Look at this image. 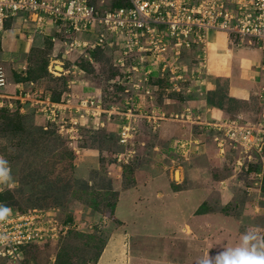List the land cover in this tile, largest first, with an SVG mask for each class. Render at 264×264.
Masks as SVG:
<instances>
[{"label": "rangeland", "instance_id": "1", "mask_svg": "<svg viewBox=\"0 0 264 264\" xmlns=\"http://www.w3.org/2000/svg\"><path fill=\"white\" fill-rule=\"evenodd\" d=\"M91 1L98 14L113 6V0ZM221 1L223 7L227 1L234 3ZM200 2L190 0L189 7ZM10 25L0 44L6 75L0 108L7 109L0 116V157L11 167L14 211L48 209L45 214L56 218V227L68 224L56 238L32 242L18 256L1 254L0 264H54L59 255L69 264H202L206 253L214 258L225 247L236 246L248 229L264 235V142L245 153L225 141L223 129L219 132L210 125L234 119L249 126L258 121L261 110L251 97L233 94L225 75L217 74L211 94L205 89L203 75L209 65L217 69L200 52L207 29L200 31L205 32L202 42L188 35L189 46L178 47L176 62H171L180 78L170 79L167 70L161 76L153 62L161 55L148 52L142 62L151 69L156 66L153 71L158 74L139 80L141 73L125 68L115 45L95 51L87 57L90 62L79 56L86 49L65 48L69 53L61 58L57 42L51 50L45 45L39 51L20 53L19 47L11 53L15 48L9 40L22 44L27 30L31 28V34L34 30L18 19ZM41 43L40 37L34 38L35 45ZM169 43L168 57L173 40ZM136 53L127 57L128 64H135ZM23 58L35 69L36 78L20 88V95L8 96L7 87L13 86L15 77L11 70L22 66ZM44 59L46 72L40 73ZM125 72L129 80L123 78ZM201 87L207 108L195 113L197 106L184 99ZM52 90L60 94V107L50 108L54 117L50 121L40 111L39 100ZM96 105L98 109H93ZM13 113L22 116L17 127ZM42 127L48 133L39 134ZM220 139L222 145L217 143ZM235 157L241 163L234 162ZM197 206L202 211L195 213Z\"/></svg>", "mask_w": 264, "mask_h": 264}, {"label": "built area", "instance_id": "2", "mask_svg": "<svg viewBox=\"0 0 264 264\" xmlns=\"http://www.w3.org/2000/svg\"><path fill=\"white\" fill-rule=\"evenodd\" d=\"M127 1L126 6H117L98 14L91 0H0V44L2 35L7 31L5 22L18 19L26 29L32 27L33 33L47 34L51 30L61 33L62 38L59 39L62 44L61 58L69 53L65 48L71 51L115 45L123 54L118 57L123 58L125 68L131 66V70H135L134 72L138 70L141 73L139 80L149 79L156 66L161 76L167 70L170 79H177L180 75L175 74L176 68L171 61L176 62L174 59L179 54V46H189V40L186 39L188 35L202 42L204 33L202 32L201 35V30L220 28L243 38L248 46L261 48L263 57H261L259 71L264 75V0H232L238 11L236 16L222 6L221 0H202L196 8L189 7L190 0ZM195 14H199L202 18L199 19ZM30 30L31 28L27 30L29 36ZM77 33H86L91 36L79 38L75 35ZM55 39L57 38L53 36L52 40L55 41ZM169 39L173 40V46L171 47L172 55L168 57L166 52L170 48ZM133 51L137 52V60L135 64H128L127 57ZM148 52L152 57L161 55L159 59L156 58V61L153 60L156 66L152 69L142 62L143 56ZM118 60V58L115 59V61ZM123 63L120 62L119 65L122 66ZM21 68L25 69V65ZM60 69L62 70V67ZM124 77L129 80L127 72L123 74ZM5 82V71L0 65V87H3ZM16 88H19L20 95L22 91L18 84ZM125 91L128 90L125 89ZM147 91L148 89L145 90ZM254 94L261 110L256 123L248 126L234 119H223L221 122L215 121L210 124L219 132L223 129L227 137L225 141L236 145L238 150L240 147L243 148L245 153L253 151L264 142V82L261 81ZM39 102L43 104L40 111L50 121L53 120L54 117H50L53 114L50 108L60 107V102L51 101L48 96ZM89 102L93 104V101ZM84 104H87V100ZM98 107L99 105H96L93 109ZM216 135L213 137L216 138ZM217 143L222 145V139ZM237 156L242 157L239 153ZM247 156L250 157V154ZM238 161L235 157L234 162ZM30 210L17 212L13 209L7 220L0 222V232L10 237L7 244H0V255L18 256L21 246L25 243L40 242L42 239L46 241L50 237L56 238L58 234L65 231L64 228H67L66 222L59 223L56 227L58 223L56 218L52 217V214L50 216L45 214L48 209L40 211L42 209L39 208V212L36 213H31Z\"/></svg>", "mask_w": 264, "mask_h": 264}, {"label": "crops", "instance_id": "3", "mask_svg": "<svg viewBox=\"0 0 264 264\" xmlns=\"http://www.w3.org/2000/svg\"><path fill=\"white\" fill-rule=\"evenodd\" d=\"M224 8L229 9L234 14V16H236L238 13L237 9H235L234 3L230 1H227V3L224 5ZM13 20L15 21L16 19H12V21ZM10 22L8 23L7 29L11 28ZM36 33L31 34L30 36L27 35V33H25L26 40L21 42L22 44H20L19 41H17V39L9 40L10 42L8 45L13 44L15 48L14 51H11L10 49L9 51L13 53L15 52V50L18 51L19 47H22L21 50L22 52L20 53H23V51H29V49L33 44V39L35 37L34 35ZM205 35H206V41L205 43H203V45L205 44V46L202 45V51L200 52L204 54V57L207 56L206 60L209 61V59H211V61L214 62L215 66H217V69H213L211 68V65H209L208 73L206 74L205 72V74L203 75L204 79H206L205 89L207 88L215 89L217 74L219 76L225 75L228 78V85L230 86V91L233 94L239 97H245V98L251 97L253 101L254 100L256 101L254 93L257 91L259 84L264 78V75H262V73H260L259 71V64L262 60L261 57H263V51L261 50V48L257 46H248L246 45L245 40H243V38H240L235 33H229L227 31L221 30L220 28L219 29L209 28L206 30ZM16 41L18 43H16ZM54 42H55L54 45L57 42L59 46L62 48V44L59 39H55ZM213 49L217 51V53L213 52L214 56H212V52H211ZM198 56L200 57L201 55ZM208 57H212V58H208ZM150 75H152V73ZM31 83L32 82L24 84L23 82H18V81L16 82V80H14L13 86L7 87L8 89L7 91L10 92L7 93L6 89L4 88L5 90L4 93H7L8 96H13V95L16 96L19 90L18 88H16L17 84L21 88L22 86L31 85ZM202 89H204V87L203 88L201 87L198 93L185 96L184 99V102H186L187 105L195 104L197 106L196 109H199V111H195V109H192L193 112L195 113L196 112L202 113L200 111L201 107H202V111H204L207 108L206 100L204 99L202 94L204 90ZM110 243H111V239L109 240L108 244H106L104 253L107 250Z\"/></svg>", "mask_w": 264, "mask_h": 264}, {"label": "trees", "instance_id": "4", "mask_svg": "<svg viewBox=\"0 0 264 264\" xmlns=\"http://www.w3.org/2000/svg\"><path fill=\"white\" fill-rule=\"evenodd\" d=\"M92 2V1H91ZM126 5H128V1L127 0H113V6H111L109 9H113V8H116L117 6H126ZM11 20H8V21H6L5 22V26L7 27L8 26V23L10 22ZM80 34H82L81 35V37L83 36V37H90L91 35H88V34H86V33H80ZM35 37H40L41 39H42V43L40 44V45H35L34 44V39H33V44H32V46H31V48L34 50V49H38V51L39 50H41L45 45L48 47V50H51L52 49V47L54 48V41L52 40V37L53 36H55L57 39H60V38H62V34L61 33H59V32H55V31H51L50 33H48V34H46V33H36L35 35H34ZM80 36V35H79ZM34 37V38H35ZM45 46V47H46ZM106 50V49H109V47L107 46V45H105V46H97V47H95V48H93V49H88V50H86L84 53L85 54H81V55H79L80 57H84V59H86L87 60V57H90V56H92L93 55V53L95 52V51H102V50ZM30 50V49H29ZM110 50V49H109ZM198 49H195L194 50V55L195 56H197V54H198ZM61 52H62V50L61 49H59V51L56 53L57 55H60L61 56ZM120 55H121V53H119ZM118 54V55H119ZM79 56H77V57H79ZM195 56L193 57V58H195ZM88 61V60H87ZM178 61L180 62V63H183L181 60H180V58L178 59ZM23 63H24V65H25V69H22L21 68V65L20 66H18V67H13V69L11 70V71H13V73L11 72V74H14V80H16V82L18 81V82H23L24 84L25 83H29V82H33L34 80L33 79H35L36 77L33 75L34 74V72H35V69L34 68H32V70H31V66L29 67V65H27V61H26V59H24L23 58V61H22ZM88 62H90V61H88ZM111 62H112V59H111ZM39 64V61H37L36 62V65H38ZM192 65V64H191ZM46 60L44 59L40 64H39V70H40V73H43L44 71L46 72ZM80 69L83 71V69L80 67ZM158 73L157 72H152V76L154 77V76H156ZM39 76V75H38ZM160 80V79H159ZM161 81L162 82H166L164 79H161ZM157 85V87H161V83H159L158 82V84H156ZM87 88H89V87H86V89ZM207 91H210V94L212 93V91H214V89H212V88H207L206 89ZM121 91H122V88H121ZM48 97L50 98V100L51 101H54V102H58L59 101V96H60V94L56 91V90H52V91H48ZM209 98V97H208ZM210 99V98H209ZM210 101H211V99H210ZM7 112V109H6V107H3V108H0V116H1V114H3V113H6ZM18 113V112H17ZM14 114V118H12V119H15L16 121H15V124H16V127H17V125H20L19 124V121H18V118L19 119H22L21 117V115H19V114H15V113H13ZM10 119V121L12 120L11 118H9ZM18 128H19V126H18ZM43 128V127H42ZM48 129V128H47ZM47 129H45L44 130V128H43V130H41L40 129V132H39V134H44V133H48V130L49 129H54L55 131H56V129L54 128V127H52L51 125H50V127H49V129L47 130ZM51 131V130H50ZM52 132V131H51ZM263 151H264V149H263ZM256 153V152H255ZM252 160V158L251 159H249V160H246L247 161V163L246 164H248V166H247V168H249L250 167V164H251V162H253V161H251ZM263 190H264V185H263ZM14 199H15V196H14V192H13V190H11V189H9V188H6V187H2V188H0V202H1V204H3V205H6V206H10V207H12L14 210H16V208H15V206L13 205V201H14ZM203 204V203H202ZM202 211V208L200 209V206H197L195 209H194V212L195 213H197V212H199V211ZM71 218L72 217H70V216H68V218L66 219V221H70L71 220ZM30 245H34V244H32V242L31 243H25L24 245H22L21 246V249H22V251L23 250H25L26 248H28ZM99 247H101V245H99ZM101 249V248H100ZM100 250L98 249L97 250V252H95L94 253V255H95V257H94V259H97V257L99 256V252ZM59 257V259H57V261H55V263L54 264H69L67 261H66V259L65 258H63V257H61L60 255L58 256ZM69 261V260H68ZM26 264H34L32 261H29V262H27ZM36 264V263H35Z\"/></svg>", "mask_w": 264, "mask_h": 264}, {"label": "clouds", "instance_id": "5", "mask_svg": "<svg viewBox=\"0 0 264 264\" xmlns=\"http://www.w3.org/2000/svg\"><path fill=\"white\" fill-rule=\"evenodd\" d=\"M0 185L9 189L14 187L11 167L4 157H0ZM10 214L11 209L0 204V222L6 221ZM9 239L7 234L0 232V244H7ZM202 264H264V235L258 230L248 229L241 234L236 246L225 247L214 258L206 253Z\"/></svg>", "mask_w": 264, "mask_h": 264}, {"label": "bare ground", "instance_id": "6", "mask_svg": "<svg viewBox=\"0 0 264 264\" xmlns=\"http://www.w3.org/2000/svg\"><path fill=\"white\" fill-rule=\"evenodd\" d=\"M178 176L180 177V174H178Z\"/></svg>", "mask_w": 264, "mask_h": 264}, {"label": "water", "instance_id": "7", "mask_svg": "<svg viewBox=\"0 0 264 264\" xmlns=\"http://www.w3.org/2000/svg\"><path fill=\"white\" fill-rule=\"evenodd\" d=\"M61 68V67H60Z\"/></svg>", "mask_w": 264, "mask_h": 264}]
</instances>
